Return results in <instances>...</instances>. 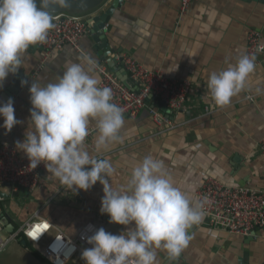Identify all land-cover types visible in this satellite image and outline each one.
Segmentation results:
<instances>
[{
    "label": "crops",
    "instance_id": "1",
    "mask_svg": "<svg viewBox=\"0 0 264 264\" xmlns=\"http://www.w3.org/2000/svg\"><path fill=\"white\" fill-rule=\"evenodd\" d=\"M101 12L102 8L80 15L87 21ZM250 31L259 33L264 44V5L245 0H199L190 4L182 18L176 0H123L115 9L104 30L111 50L109 58L130 57L168 77L188 80L194 89L183 111L169 113L172 129L156 127L149 112L143 109L133 119L123 116L121 139L106 148L95 149L98 131L85 140L90 155L112 163L115 172L109 179L114 189L130 191L133 168L151 156L163 162L174 185L194 203V192L205 175L227 185L264 190V157L257 148L264 136V60L255 55L254 72L244 90L228 106H217L208 88L203 97L199 86L207 87L211 73L225 70L247 55L246 39ZM98 45L90 32L80 40L84 56L69 47L48 54L27 49L22 54L18 72L28 75V83L11 97L15 116L22 123L7 132L0 118V146L4 143L15 146L16 141L24 140L27 128L33 129L29 121L32 107L29 88L33 80L56 82L70 63H79L86 70L91 67L90 74L100 79L94 65L107 67V61L97 55ZM85 56H90L95 64L87 65ZM12 80L13 75L9 74L0 87V103L10 98L4 91ZM257 89L261 91L258 93ZM205 105L213 106L212 113L203 114ZM162 108L157 105V110L165 114ZM95 127L93 120L89 130ZM234 157L241 159L237 166L233 164ZM102 197L99 182L87 192L75 193L45 168L32 192L8 185L0 188V215L8 216L13 227V232L7 234V226H0V238L15 234L35 216L68 237H74L87 221L113 234L125 231L123 226L110 224L109 217L100 213ZM189 231L192 239L181 255L170 260L166 251L157 250L156 264H264L263 229L252 239L206 228L202 221ZM81 254L67 264H85ZM41 262L38 251L18 238L0 253V264Z\"/></svg>",
    "mask_w": 264,
    "mask_h": 264
},
{
    "label": "clouds",
    "instance_id": "2",
    "mask_svg": "<svg viewBox=\"0 0 264 264\" xmlns=\"http://www.w3.org/2000/svg\"><path fill=\"white\" fill-rule=\"evenodd\" d=\"M71 0H0V87L9 74L21 69L22 54L30 46L44 43L55 27L53 8L65 9ZM83 59L93 66L90 56ZM255 55L241 56L235 65L213 72L208 90L217 106L231 103L245 88L256 67ZM79 63H70L56 82L33 80L30 88V119L17 151L29 160V168L43 164L71 191L87 192L97 182L103 187L100 213L109 223L126 230L113 234L103 227L92 231L86 241L92 247L82 251L85 264H156L157 250L166 251L170 260L188 247L190 229L204 217L203 203H195L176 187L163 162L146 156L132 170L130 191L113 188L110 177L115 169L106 158H96L84 143L89 124L96 121L95 149L121 139L123 109L113 103V91L99 87L100 81ZM27 80L21 81L25 86ZM261 90L257 89L259 93ZM0 118L7 132L22 123L15 116L11 98L0 103ZM74 250V249H73Z\"/></svg>",
    "mask_w": 264,
    "mask_h": 264
},
{
    "label": "built area",
    "instance_id": "3",
    "mask_svg": "<svg viewBox=\"0 0 264 264\" xmlns=\"http://www.w3.org/2000/svg\"><path fill=\"white\" fill-rule=\"evenodd\" d=\"M176 1L182 18L190 4L199 0ZM53 16L55 27L50 30L47 40L32 46L41 48L42 53L46 54L69 47L84 56L80 40L84 35L92 33L85 18L67 13ZM246 42L247 55H259L264 60V44L259 33L250 31ZM44 59H41L42 64ZM116 59L117 65L127 75L126 82L116 77L105 64H96L94 67L100 75L99 87L112 89V102L123 109L124 117L133 119L146 109L156 127L168 126L172 129L169 114L160 113L157 105L165 107L169 112L183 111L186 99L194 89L193 84L183 78L168 77L161 70L148 69L127 56ZM199 86L204 97L208 87ZM203 111V114L208 115L212 113L213 106L205 105ZM97 131L96 127L91 129L88 137ZM257 148L264 157V136L257 143ZM44 169L43 164L36 169L29 168L28 158L20 155L14 145L4 143L0 146V188L8 185L32 192L38 186ZM194 201L204 205L202 223L206 228L237 236L254 235L258 230H264V190L227 185L205 175L200 187L194 192ZM89 226H92V231L100 228L95 222L89 221L74 237H68L48 221L35 216L33 221L27 222L15 234L6 239L0 238V253L18 238L38 251L42 258L40 264H67L75 255L82 253L81 247H92L86 241V237L92 234L88 230Z\"/></svg>",
    "mask_w": 264,
    "mask_h": 264
},
{
    "label": "water",
    "instance_id": "4",
    "mask_svg": "<svg viewBox=\"0 0 264 264\" xmlns=\"http://www.w3.org/2000/svg\"><path fill=\"white\" fill-rule=\"evenodd\" d=\"M108 0H71L70 6L65 9H59V8H53L51 9L53 11V14L57 13H67L71 15H80V14H87L91 13L93 11L99 10L102 8V12L100 15L90 17L86 23L88 27L92 31V40L93 42L99 44L98 45V56L102 60L107 61V67L114 73L116 77H118L120 80H122L124 83L127 80V75L124 71L121 70V68L117 65V59L109 58L110 56V48L108 45L107 38L105 37V26L108 23L109 18L115 11V9L119 8V5L122 3L123 0H112L111 3L107 6ZM255 3H260L264 5V0H245ZM40 0H37V6L39 7ZM30 50H37L39 52H43L41 48L30 46ZM13 75V80L6 86V89L4 91V94L7 98H11L13 95H17L18 92L22 89L21 81L27 80L28 75H24L21 72H17ZM3 98V95H2ZM165 114H169V110L165 107L162 108ZM239 160H241L239 157H234L233 164L237 166L239 164ZM234 166V165H233ZM0 226H7L5 232L7 234H10L13 232V227L9 224V217L6 215H0ZM247 239H252L253 235L246 236ZM82 250L86 249L85 247H81Z\"/></svg>",
    "mask_w": 264,
    "mask_h": 264
},
{
    "label": "rangeland",
    "instance_id": "5",
    "mask_svg": "<svg viewBox=\"0 0 264 264\" xmlns=\"http://www.w3.org/2000/svg\"><path fill=\"white\" fill-rule=\"evenodd\" d=\"M87 222H89V221H87ZM87 222H86V223H87Z\"/></svg>",
    "mask_w": 264,
    "mask_h": 264
}]
</instances>
